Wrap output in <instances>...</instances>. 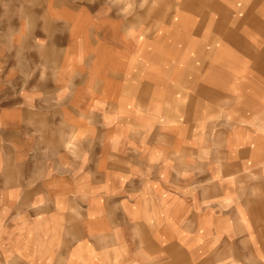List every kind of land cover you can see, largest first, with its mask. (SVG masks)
Returning a JSON list of instances; mask_svg holds the SVG:
<instances>
[{
	"label": "crops",
	"instance_id": "0c3cea01",
	"mask_svg": "<svg viewBox=\"0 0 264 264\" xmlns=\"http://www.w3.org/2000/svg\"><path fill=\"white\" fill-rule=\"evenodd\" d=\"M0 264H264V0H0Z\"/></svg>",
	"mask_w": 264,
	"mask_h": 264
}]
</instances>
